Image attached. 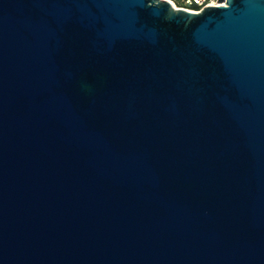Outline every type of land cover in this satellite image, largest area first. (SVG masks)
Returning a JSON list of instances; mask_svg holds the SVG:
<instances>
[{
	"label": "water",
	"instance_id": "water-1",
	"mask_svg": "<svg viewBox=\"0 0 264 264\" xmlns=\"http://www.w3.org/2000/svg\"><path fill=\"white\" fill-rule=\"evenodd\" d=\"M0 0V264H264V0Z\"/></svg>",
	"mask_w": 264,
	"mask_h": 264
},
{
	"label": "built area",
	"instance_id": "built-area-1",
	"mask_svg": "<svg viewBox=\"0 0 264 264\" xmlns=\"http://www.w3.org/2000/svg\"><path fill=\"white\" fill-rule=\"evenodd\" d=\"M174 8L184 9L191 12H199L209 6H216L217 0H166Z\"/></svg>",
	"mask_w": 264,
	"mask_h": 264
}]
</instances>
